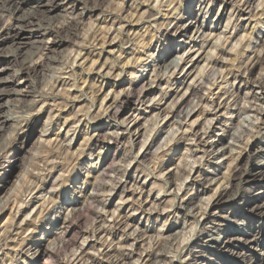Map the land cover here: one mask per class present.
Masks as SVG:
<instances>
[{
  "label": "clouds",
  "instance_id": "obj_1",
  "mask_svg": "<svg viewBox=\"0 0 264 264\" xmlns=\"http://www.w3.org/2000/svg\"><path fill=\"white\" fill-rule=\"evenodd\" d=\"M0 264H264V0H0Z\"/></svg>",
  "mask_w": 264,
  "mask_h": 264
}]
</instances>
